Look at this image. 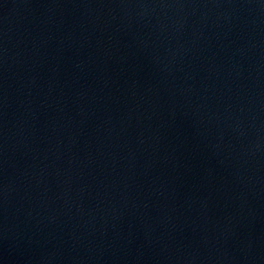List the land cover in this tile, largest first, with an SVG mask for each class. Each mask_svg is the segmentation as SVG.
<instances>
[{"label":"water","instance_id":"water-1","mask_svg":"<svg viewBox=\"0 0 264 264\" xmlns=\"http://www.w3.org/2000/svg\"><path fill=\"white\" fill-rule=\"evenodd\" d=\"M0 264H264V0H0Z\"/></svg>","mask_w":264,"mask_h":264}]
</instances>
